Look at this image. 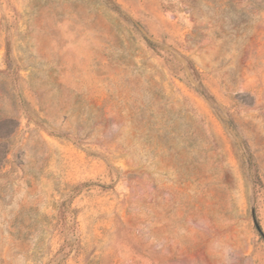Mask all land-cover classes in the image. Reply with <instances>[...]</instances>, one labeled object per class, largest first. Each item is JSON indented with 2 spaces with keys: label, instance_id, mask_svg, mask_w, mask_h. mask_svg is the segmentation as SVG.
Instances as JSON below:
<instances>
[{
  "label": "rangeland",
  "instance_id": "rangeland-1",
  "mask_svg": "<svg viewBox=\"0 0 264 264\" xmlns=\"http://www.w3.org/2000/svg\"><path fill=\"white\" fill-rule=\"evenodd\" d=\"M0 264H264V0H0Z\"/></svg>",
  "mask_w": 264,
  "mask_h": 264
},
{
  "label": "water",
  "instance_id": "water-1",
  "mask_svg": "<svg viewBox=\"0 0 264 264\" xmlns=\"http://www.w3.org/2000/svg\"><path fill=\"white\" fill-rule=\"evenodd\" d=\"M253 218H254V220H256V213H255V208L253 207Z\"/></svg>",
  "mask_w": 264,
  "mask_h": 264
}]
</instances>
